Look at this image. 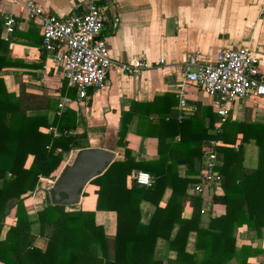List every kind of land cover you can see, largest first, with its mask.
<instances>
[{"label":"crops","instance_id":"0c3cea01","mask_svg":"<svg viewBox=\"0 0 264 264\" xmlns=\"http://www.w3.org/2000/svg\"><path fill=\"white\" fill-rule=\"evenodd\" d=\"M21 1L25 0H0V53L22 65L2 70L1 77L5 87L15 95L22 89L24 94L53 102L55 111L47 113L48 121L65 109L75 113L74 129L70 132L75 139L70 144V150L62 153L59 166L51 174L52 180L39 179L34 192L23 201L30 231L34 235L33 246L41 251L44 250L51 231L50 224L45 223L40 227L37 222V214L44 207V195L47 191L44 186L52 183L64 166L71 164L78 151L105 149L114 155L112 162L122 161L124 150L135 162L156 159V139L144 135L157 133L152 127L158 125L159 118L155 112H150L146 121L140 123L135 113L136 104L148 103L154 98L170 94L174 104L168 107L167 116H175V95L180 91L188 109L183 119L197 115L205 126L207 118L201 116L202 111L210 112L215 120L207 133L212 134L217 120L215 98L184 84L182 62L186 56H193L198 63H208L221 50H235L247 44L251 47L258 46V71L264 82V0H31L44 13L56 18L82 11L88 1L105 7L106 15L110 19L118 20L117 25H113L111 21L106 22L99 34L106 46L108 58L113 62H127L131 58H138L144 60L148 66L137 76L130 77L110 68L103 88L99 91L88 89L85 98L78 101L74 89L67 88L66 84L67 91H74L73 98L60 95L59 90L64 82L61 80L60 69L51 66L49 55L41 49L38 21L23 19L24 15L19 6ZM4 16H13L17 20L10 35L3 34L1 23ZM62 97L68 99L69 104L59 110L57 104ZM166 105L168 103L165 102L163 106L157 104L154 108L165 112ZM228 116L226 122L264 124V96L232 101L228 105ZM125 117L128 119L123 135L125 147H118L117 133ZM236 138L238 141L240 135ZM173 140L176 141L177 137ZM221 145L219 142V146ZM243 149L244 167L248 170L254 169L257 149L253 141L244 144ZM30 161L31 157H28L25 166ZM177 169L178 174L184 176V166H178ZM199 170L200 159L198 173ZM134 172L137 171L126 177L127 188L134 185L130 179ZM196 175L188 177L192 182L186 186L181 198L180 218H190L193 201L197 198L200 200L198 227L207 229L210 218L223 214V206L211 202V197L221 196L222 192L219 186L201 195L187 194V188L196 182ZM150 178L153 182V178ZM95 189L87 183L74 207L82 211H93L95 228L102 237L110 240L115 232V214L111 211L94 210ZM169 195L170 190L165 189L159 201L160 208L165 206ZM152 210L153 207L148 202L139 204L141 224L148 223ZM13 214L14 211L10 210L4 216L1 237L13 225ZM38 228H42L41 235H38ZM231 236L235 251L240 247H249L256 251L255 255L246 257V264H260L264 260L262 228L256 232L247 230L245 226L233 225ZM194 241L195 234L188 233L184 252L199 260L200 254L194 250ZM97 251L100 255L99 247ZM174 258L175 253L169 249V241L156 238L151 254L152 261L165 264ZM225 264L241 263L231 259Z\"/></svg>","mask_w":264,"mask_h":264},{"label":"trees","instance_id":"16d2710c","mask_svg":"<svg viewBox=\"0 0 264 264\" xmlns=\"http://www.w3.org/2000/svg\"><path fill=\"white\" fill-rule=\"evenodd\" d=\"M1 47L0 40V50ZM18 66L22 65L0 53V264H162L151 259L156 238L168 240L169 249L175 253V258L165 264H225L231 259L246 264V257L256 254L249 247L235 251L231 232L233 225L264 231V124L226 122L218 132L208 134L215 116L202 111L201 116L207 118L205 126L197 115L178 122L175 116H167L168 107L174 104L170 94L135 107L140 123L146 121L150 112L159 118L158 125L152 127L157 133L144 135L156 139V159L135 162L124 150L122 161L111 162L88 182L96 188L94 210L115 214L113 237L108 240L100 235L93 211L53 205L44 198L37 222L40 227L50 224L51 231L44 250L35 248L23 201L34 192L39 179L52 180L51 174L59 166L62 153L70 150L75 139L70 134L75 113L65 109L48 121L47 113L55 111L53 102L24 94L22 89L18 95L7 91L1 72ZM59 92L73 98L74 91H67L65 82ZM165 102L168 103L165 112L155 110V105L163 106ZM127 122L126 117L121 121L118 147H125ZM209 139L222 144L215 149L222 157L217 169L222 194L211 197V202L223 206V214L210 218L208 228L201 229L200 200L194 199L189 219L180 218V203L186 186L192 182L188 177L198 173L201 144ZM249 141L257 149L256 166L251 170L243 165V145ZM28 157L31 161L25 166ZM181 165L185 168L184 176L178 174ZM133 171L149 174L153 178L151 186L127 188L126 177ZM165 189L170 190V195L160 208ZM143 201L153 207L146 225L139 222V204ZM10 210L14 211V223L1 237L3 218ZM41 231L38 228V235ZM190 232L195 234L194 250L200 254L199 260L184 252Z\"/></svg>","mask_w":264,"mask_h":264},{"label":"built area","instance_id":"2783aa9c","mask_svg":"<svg viewBox=\"0 0 264 264\" xmlns=\"http://www.w3.org/2000/svg\"><path fill=\"white\" fill-rule=\"evenodd\" d=\"M19 6L24 20L38 21L41 49L49 55L51 66L60 69L61 80L66 87L74 89L76 101L84 99L88 89L101 90L110 68L128 77L137 76L148 68L142 59L113 62L108 58L99 34L106 22L117 25L118 20L110 19L105 7L88 1L82 11L56 18L44 13L31 0L19 2ZM16 24V18L4 16L1 23L3 34L10 35ZM258 50V46L248 44L235 50H221L208 63H198L191 55L184 58V84L215 98L217 120L212 134L227 121L228 105L232 101L264 96V83L258 71ZM175 98V119L181 121L188 109L182 92L178 91ZM68 104V99L62 97L57 108L63 109ZM217 146L218 141L209 139L202 142L200 170L195 176L196 182L187 188V194L201 195L220 186L221 176L217 168L222 164V157L215 150ZM130 179L132 184L141 187H149L152 183L150 176L143 172L132 173Z\"/></svg>","mask_w":264,"mask_h":264},{"label":"water","instance_id":"95a60500","mask_svg":"<svg viewBox=\"0 0 264 264\" xmlns=\"http://www.w3.org/2000/svg\"><path fill=\"white\" fill-rule=\"evenodd\" d=\"M113 158L112 152L105 149L78 151L71 164L64 166L54 182L50 183L47 192L50 204L65 207L76 205L83 187L101 174Z\"/></svg>","mask_w":264,"mask_h":264},{"label":"rangeland","instance_id":"374dc122","mask_svg":"<svg viewBox=\"0 0 264 264\" xmlns=\"http://www.w3.org/2000/svg\"><path fill=\"white\" fill-rule=\"evenodd\" d=\"M54 180H55V179H54ZM53 182H54V181H52V183H53ZM52 183H51V184H52ZM49 185H50V184H49ZM49 185H48V184H45V186H44V188H47V191H45L46 189L44 190V191H45V195H44V196H45V198H46L45 200H47V201H49V200H48V193H47V192H48V189L50 188ZM64 207H65V206H64Z\"/></svg>","mask_w":264,"mask_h":264}]
</instances>
